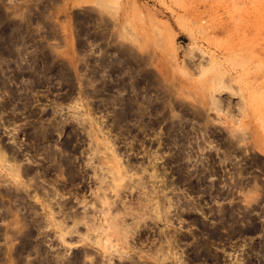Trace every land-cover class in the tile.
<instances>
[{
	"label": "rangeland",
	"instance_id": "obj_1",
	"mask_svg": "<svg viewBox=\"0 0 264 264\" xmlns=\"http://www.w3.org/2000/svg\"><path fill=\"white\" fill-rule=\"evenodd\" d=\"M0 264H264V0H0Z\"/></svg>",
	"mask_w": 264,
	"mask_h": 264
},
{
	"label": "bare ground",
	"instance_id": "obj_2",
	"mask_svg": "<svg viewBox=\"0 0 264 264\" xmlns=\"http://www.w3.org/2000/svg\"><path fill=\"white\" fill-rule=\"evenodd\" d=\"M245 34V33H244ZM16 169V168H15ZM117 180V179H116ZM101 202V201H100ZM102 203L104 204V205H106L107 204V201L106 200H104V201H102ZM103 213H104V211H103ZM102 213V214H103ZM91 220V219H90ZM113 224H116V223H113Z\"/></svg>",
	"mask_w": 264,
	"mask_h": 264
}]
</instances>
